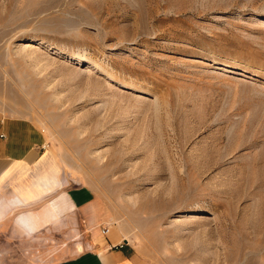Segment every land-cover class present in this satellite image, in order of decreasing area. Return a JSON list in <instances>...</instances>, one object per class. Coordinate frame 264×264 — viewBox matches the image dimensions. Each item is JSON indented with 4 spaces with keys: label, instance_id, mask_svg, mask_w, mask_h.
Wrapping results in <instances>:
<instances>
[{
    "label": "rangeland",
    "instance_id": "374dc122",
    "mask_svg": "<svg viewBox=\"0 0 264 264\" xmlns=\"http://www.w3.org/2000/svg\"><path fill=\"white\" fill-rule=\"evenodd\" d=\"M0 113L149 264H264V0H0ZM38 205L0 199V264L86 248Z\"/></svg>",
    "mask_w": 264,
    "mask_h": 264
},
{
    "label": "crops",
    "instance_id": "0c3cea01",
    "mask_svg": "<svg viewBox=\"0 0 264 264\" xmlns=\"http://www.w3.org/2000/svg\"><path fill=\"white\" fill-rule=\"evenodd\" d=\"M46 141L44 131L28 119L0 113V199L13 196L24 204H40L34 217L22 212L28 218L19 219L30 236L61 225L81 229L87 249L51 264H149L114 223L113 210L100 194L66 187L67 182L50 168Z\"/></svg>",
    "mask_w": 264,
    "mask_h": 264
},
{
    "label": "bare ground",
    "instance_id": "6f19581e",
    "mask_svg": "<svg viewBox=\"0 0 264 264\" xmlns=\"http://www.w3.org/2000/svg\"><path fill=\"white\" fill-rule=\"evenodd\" d=\"M23 44H21V47L23 46V47H28V46H30L31 47V44H28V43H31V42H29V41H25V42H22ZM20 46V45H19ZM35 47V46H34ZM73 61H75V62H81L82 60H81V58H79V57H74L73 58ZM24 218L25 219H27L28 218V216H26V215H24ZM29 218H31V216H29ZM31 220V219H30Z\"/></svg>",
    "mask_w": 264,
    "mask_h": 264
},
{
    "label": "built area",
    "instance_id": "2783aa9c",
    "mask_svg": "<svg viewBox=\"0 0 264 264\" xmlns=\"http://www.w3.org/2000/svg\"><path fill=\"white\" fill-rule=\"evenodd\" d=\"M103 232H104V233H108V232H109V229H108V228H104V229H103Z\"/></svg>",
    "mask_w": 264,
    "mask_h": 264
}]
</instances>
